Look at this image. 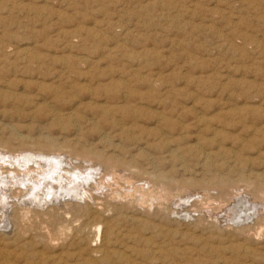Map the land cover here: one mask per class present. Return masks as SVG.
<instances>
[{"label": "rangeland", "instance_id": "obj_1", "mask_svg": "<svg viewBox=\"0 0 264 264\" xmlns=\"http://www.w3.org/2000/svg\"><path fill=\"white\" fill-rule=\"evenodd\" d=\"M1 153L0 264H264V0H0Z\"/></svg>", "mask_w": 264, "mask_h": 264}, {"label": "bare ground", "instance_id": "obj_2", "mask_svg": "<svg viewBox=\"0 0 264 264\" xmlns=\"http://www.w3.org/2000/svg\"><path fill=\"white\" fill-rule=\"evenodd\" d=\"M34 147V146H33ZM32 151V150H31ZM48 153H50L49 151H47ZM88 154V153H87ZM0 155H2V153L0 154ZM32 155V154H31ZM43 155H45V154H43ZM10 156V155H9ZM8 156V157H9ZM36 156V155H35ZM50 156V155H49ZM7 156H6V158H8ZM16 157V156H15ZM14 157V158H15ZM1 158H3V156L1 157ZM10 158V157H9ZM38 158V157H37ZM17 159V158H16ZM19 159V158H18ZM17 159V160H18ZM2 160V159H1ZM17 160H15V161H17ZM23 160V159H22ZM25 160V159H24ZM27 160L28 161H31V159H30V157H28L27 158ZM66 160V159H65ZM6 161V160H5ZM4 161V162H5ZM8 161V160H7ZM10 161H11V159H10ZM14 161V160H13ZM14 161V162H15ZM28 161L25 163V165H22V166H20L21 164L19 163V165H18V167H17V165L15 166V167H17L18 168V172H22L21 173V177L23 176V177H26L25 179H26V181L27 182H25L24 181V178H21L20 176H18V177H20V182L21 183H25V188H24V190H25V195H27L28 196V194L29 195H31L32 197H34V198H36L37 196V193H38V191L40 190V187L42 188V189H45V191L43 192V197L45 198V196L47 195V194H49V198L50 197H52V196H62V195H76L77 194V186L76 185H71L70 186V184L73 182V181H78L79 180V175H77V174H75V176L73 177L74 179L72 180H70V177L69 176H65L63 173H60V172H62V170H61V160H59V157L56 155V154H54V155H52V156H50L49 158H47L46 157V159H43V158H41V160L40 159H38V160H36V161H34V163H32L33 165H31V167L28 165ZM3 161H1V164H3L2 163ZM12 162V161H11ZM13 162V163H14ZM18 162V161H17ZM65 162V161H64ZM8 163V162H7ZM10 163V162H9ZM24 163V162H23ZM22 163V164H23ZM4 165H6V164H4ZM8 165H10V164H7L6 166H8ZM15 165V164H14ZM10 166H13L12 164L10 165ZM19 166H20V168H19ZM5 167V166H4ZM9 167V166H8ZM64 167V166H63ZM17 168L14 170V171H16L17 170ZM64 169V168H63ZM11 170H13V169H11ZM9 171V170H8ZM68 171V170H67ZM66 171V172H67ZM10 172V171H9ZM13 172V171H12ZM31 172H33V173H35L36 174V178H37V181H35V180H33L31 177H30V174L29 173H31ZM64 172V171H63ZM70 173V172H69ZM79 173V172H78ZM2 174V173H1ZM5 174V173H4ZM17 174V173H16ZM66 174V173H65ZM6 175V174H5ZM14 175V174H13ZM34 175V174H33ZM71 175V174H70ZM1 176V175H0ZM2 176H3V174H2ZM32 176V175H31ZM156 176V175H155ZM7 178H8V176H6ZM13 176H10L9 175V178H12ZM16 176H14L13 177V179L15 180L16 178H15ZM35 177H33V178H35ZM102 178V177H101ZM2 179V178H1ZM91 179V178H90ZM1 181V180H0ZM5 181V180H4ZM8 181V180H7ZM94 181V180H93ZM67 182V183H66ZM2 183V182H1ZM5 183V182H4ZM18 183V182H17ZM78 183H81V181L80 182H78ZM3 184V183H2ZM13 183H11V185H12ZM19 184V183H18ZM79 185V184H78ZM2 186V185H1ZM0 186V187H1ZM10 186V185H9ZM2 189V188H1ZM18 190H19V188H18ZM35 190H37V191H35ZM23 191V190H22ZM39 192H41V190L39 191ZM3 193H5V191L3 192ZM6 195V194H5ZM2 198V197H1ZM5 198V197H4ZM6 199V198H5ZM37 199V198H36ZM36 199H34L35 201H36ZM49 200V199H48ZM56 201V200H55ZM108 203H109V201H108ZM60 212V211H59ZM107 212V211H106ZM106 214V213H105ZM68 217V216H67ZM5 219V218H4ZM7 221L8 220H3L1 223H2V225H4V226H7ZM96 226L94 227L95 228V231L94 232H96V236H98V234H99V229H100V225L98 224H95ZM20 230V229H19ZM30 238V237H29ZM26 239V238H25ZM53 239V238H52ZM52 239H50V240H52ZM55 240V239H54ZM95 240V239H94ZM98 240V239H97ZM42 241V240H41ZM55 241H57V240H55ZM26 242H28V241H26ZM26 242H24L25 244H26ZM30 243V242H29ZM53 243H55V242H53ZM94 243V242H93ZM93 243H92V245H93ZM113 243V242H112ZM17 244V243H16ZM22 245H24V244H22ZM106 246V245H105ZM104 246V247H105ZM101 247V246H100ZM26 248V247H25ZM27 249H28V247H27ZM94 249V248H93ZM103 249V248H102ZM108 250V249H107ZM110 251H112V250H109V252ZM108 252V251H107ZM93 254H96V253H93ZM92 254V255H93ZM55 255V254H54ZM56 255H58V254H56ZM93 256H95V255H93ZM90 257H92V256H90ZM106 257V256H105ZM94 258V257H93ZM89 259V258H88ZM94 260V259H93ZM102 260V259H101ZM2 262H4V263H6V264H8V261L6 262V259L5 258H2V260H1ZM92 262V261H91Z\"/></svg>", "mask_w": 264, "mask_h": 264}]
</instances>
